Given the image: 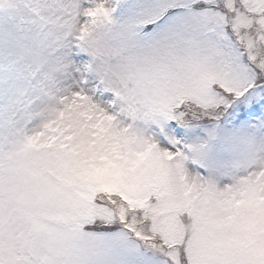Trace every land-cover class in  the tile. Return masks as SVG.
I'll list each match as a JSON object with an SVG mask.
<instances>
[{
	"label": "snow or ice",
	"instance_id": "6c2138e0",
	"mask_svg": "<svg viewBox=\"0 0 264 264\" xmlns=\"http://www.w3.org/2000/svg\"><path fill=\"white\" fill-rule=\"evenodd\" d=\"M0 264H264V0H0Z\"/></svg>",
	"mask_w": 264,
	"mask_h": 264
}]
</instances>
